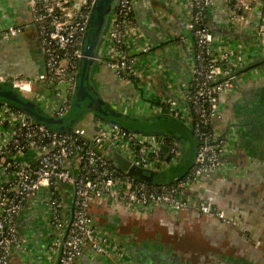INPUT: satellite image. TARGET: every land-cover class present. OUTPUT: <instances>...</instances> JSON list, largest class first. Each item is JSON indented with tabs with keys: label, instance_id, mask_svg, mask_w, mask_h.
Returning a JSON list of instances; mask_svg holds the SVG:
<instances>
[{
	"label": "built area",
	"instance_id": "2783aa9c",
	"mask_svg": "<svg viewBox=\"0 0 264 264\" xmlns=\"http://www.w3.org/2000/svg\"><path fill=\"white\" fill-rule=\"evenodd\" d=\"M97 1L27 0L44 68L33 78L0 76V88L33 102L47 118L68 116L78 91L86 57L84 41ZM220 1L188 0L191 17L187 30L194 38L189 85L175 97L156 102L154 113L143 114L144 118L178 117L190 127L197 141L195 159L177 182L138 180L114 166L109 157L110 148L116 147L133 166L160 174L177 166L183 157V149L174 138L112 125L100 118L93 119L91 133L82 127L57 131L35 121L21 108L0 101V264H11L18 254H30L26 236L19 229L20 216L27 210L42 212V224L51 236L48 256L52 262L47 264H79L87 251L116 264L125 260L126 247L93 216V208L107 203L135 213L164 211L176 217L197 210L210 221L238 228L212 198L202 202L196 193L199 185L230 171L237 150L234 126L222 122L226 100L242 82L239 69L244 59L237 52L240 49L216 47L218 40L204 15ZM224 1L230 22L253 32L257 43L264 45V0ZM135 5L136 0L118 1L104 54H99L98 60L127 90L136 92L147 85L140 90L149 91L150 82L138 55L150 49L134 51L129 42L136 28ZM252 12L253 27L246 22ZM2 13L0 8V39L19 37L22 28ZM46 101L52 103L48 108L43 107ZM163 147L166 152H162Z\"/></svg>",
	"mask_w": 264,
	"mask_h": 264
},
{
	"label": "crops",
	"instance_id": "0c3cea01",
	"mask_svg": "<svg viewBox=\"0 0 264 264\" xmlns=\"http://www.w3.org/2000/svg\"><path fill=\"white\" fill-rule=\"evenodd\" d=\"M26 2L0 0L1 16H9L22 28L21 37L5 39L9 46L14 43L22 51H13L7 47L8 43H0V52L3 49L2 53L8 55V59H16L14 63L0 62V76L6 78L18 75L33 78L44 68L38 33L31 25ZM207 12L206 22L218 40L216 47L223 46L228 51L240 49L237 52L244 61L239 69L242 82L227 98L223 112L222 123L236 125L237 150L232 166L229 172L196 187V193L202 202L212 198L227 218L237 222L238 228L226 226L219 220L210 221L197 210L176 217L164 211L135 213L107 203L101 208H93V216L100 227L115 234L126 247L125 260L119 264H125L126 260V264H264V138L259 144L255 127L258 119L262 121L264 117L256 114L257 118L253 120L254 112L264 102V72H256L264 71V66L248 70L249 66L264 59V45L257 43L253 32L230 22L224 0ZM190 17L188 0H136V28L129 42L134 51L141 47L150 49L149 53L140 54L138 58L151 87L149 91L140 90L147 85L140 86L136 92L129 91L111 70L100 63L91 77L101 99L111 110L122 114L128 112L126 105L137 110L136 100L144 105L154 96L152 104L158 103L163 98L175 97L189 85L194 60V38L187 30ZM248 17L246 22L253 27V12ZM104 47L100 50L102 55ZM143 114L130 112L127 117L136 125L154 119L144 118ZM139 125L131 127L152 132ZM168 136L179 143L183 156L186 151L193 150L191 168L196 153L191 137L187 132L178 138ZM41 214L39 210H27L20 216L19 229L26 236L30 254L14 256L11 264L52 262L51 255L48 256L52 239L42 224ZM34 251L39 255L34 256ZM79 264L116 263L87 251Z\"/></svg>",
	"mask_w": 264,
	"mask_h": 264
},
{
	"label": "water",
	"instance_id": "95a60500",
	"mask_svg": "<svg viewBox=\"0 0 264 264\" xmlns=\"http://www.w3.org/2000/svg\"><path fill=\"white\" fill-rule=\"evenodd\" d=\"M119 0H98L97 5L94 9L93 20L88 28L87 35L85 37V55L82 63V72L80 77V83L77 94L73 102L72 112L64 119L56 120L47 118L38 113V107L31 101L20 97L16 92L9 89H0V98L10 101L12 104L24 110L29 114L35 121L50 125L55 128L66 126L67 123L72 119L77 112V109L81 106L82 102L87 101V110H91L98 115H94V118L105 119L112 125H126V119H129L126 115L117 113L111 110L107 104L101 99L100 95L93 91L89 87L90 77L96 73V68L100 65L98 60L100 50L105 43L107 28L112 20L114 13L117 12L116 6ZM211 29V28H210ZM213 32V29H212ZM91 75V76H90ZM160 117H154L158 119ZM153 119V118H152ZM151 120V119H149ZM135 127L140 125L133 124ZM165 147L162 148V152H166ZM109 157L114 166L120 169L122 172L129 173L132 177L153 183L155 174L133 166L116 147H111Z\"/></svg>",
	"mask_w": 264,
	"mask_h": 264
},
{
	"label": "rangeland",
	"instance_id": "374dc122",
	"mask_svg": "<svg viewBox=\"0 0 264 264\" xmlns=\"http://www.w3.org/2000/svg\"><path fill=\"white\" fill-rule=\"evenodd\" d=\"M36 30V29H35ZM37 31V30H36ZM22 34L19 36L21 37ZM2 42L3 43H8V42H5V40H0V43ZM4 45V44H3ZM2 45V47H3ZM1 47V45H0ZM7 47L10 49L11 46H9V43L7 45ZM13 51H17V52H20L22 51V48L20 46H15V44L13 43L12 47ZM2 51L4 52V50L2 49L1 52H0V62H5L7 60V63H9V61H11V63L15 62V60H11V59H8V55L5 56L4 54L5 53H2ZM4 57V58H3ZM152 99H154V96H151V101L149 102H146L144 105H142L140 103V100H136L135 103L137 104V110L136 109H132L131 106L129 105H126L125 108L126 110H128V112H134L136 113V111H139L140 112H143L145 114L147 113H154L156 111L155 109V103L152 104ZM52 103H49V102H45L43 107L44 108H48V106H50ZM151 104V105H150ZM150 107V108H149ZM150 109V110H149ZM152 109L155 111L153 112ZM87 115V114H85ZM80 115V112L78 113V116L76 117V119H73L71 122H70V125L73 124V127H82V128H85L89 131H91V125L93 124V119H94V115L91 114V115ZM103 122H106L105 119H101ZM142 122V123H141ZM126 125L125 126H128V127H131L133 125V120L131 119H126ZM138 123V122H137ZM139 124H141L142 126L144 127H148L150 129V131H152L153 133H158V134H165V135H175V137H180L181 134H183L184 132H187L188 135L191 137V139L193 140L194 142V149L196 150L197 148V141L195 139V137L193 136V133L190 129V127L183 121L181 120L180 118L178 117H168V118H164V119H153V120H145V121H140ZM193 149V148H192ZM194 150V151H195ZM190 153L192 154V151L193 150H189ZM162 174H167V172H162ZM159 176V175H158ZM179 179V178H178ZM175 180V179H173ZM171 180V181H173ZM170 181V178H167L166 180H164L162 183H169ZM170 181V182H171ZM34 256H38L39 253L37 251H34ZM127 263V260L125 262V264Z\"/></svg>",
	"mask_w": 264,
	"mask_h": 264
},
{
	"label": "trees",
	"instance_id": "16d2710c",
	"mask_svg": "<svg viewBox=\"0 0 264 264\" xmlns=\"http://www.w3.org/2000/svg\"><path fill=\"white\" fill-rule=\"evenodd\" d=\"M117 5H118V3H117ZM116 9H117V6H116ZM207 13H208V12H205V13H204L205 17H207ZM206 24H207V22H206ZM207 25H208V24H207ZM262 66H264V59L258 61V62L255 63V64H252L251 66H249L248 70H249V69H250V70H253V69H255V68H259V67H262ZM81 72H82V68H81V70H80V77H81ZM4 88H5V87H4ZM4 88H0V89H4ZM6 89H8V88H6ZM0 101H2V102H6V103H8V104H11V105L15 106V105L12 104L10 101H7V100L1 99V98H0ZM16 107H17V106H16ZM72 108H73V106H72ZM37 111H38V113L41 114L42 116H45V115L41 112V110L38 109ZM71 112H72V109H71L70 113H71ZM87 112H92L93 115H98V116H100L99 114H96V113H94L93 111H91V110H87V109H86L84 112H83V111L80 112V115H85V114H87ZM70 113H69V114H70ZM78 113H79V112L77 111V112L75 113L74 117H73L72 119H70V121L67 123L66 126H62V127H59V128H55V127H52V126H50V125H46V126L49 127L50 129H53V130L62 131V132H68L69 129H72V128H73V124L70 125V122H71L73 119H76V117L78 116ZM66 117H67V116H66ZM66 117H64V118H66ZM78 117H79V116H78ZM64 118H63V119H64ZM56 120H60V119H56ZM135 123H136V122H135ZM138 125H139V124H138ZM123 126H124V125H123ZM149 130H150V129H149ZM163 135H165V134H163ZM165 136H168V135H165ZM168 138H172V137L168 136ZM191 163H192V162H191V153H190V151L188 150V151H186V152L184 153V156L182 157L181 161L179 162V164H178L177 166L172 167V168H170L168 171H166L167 174H162V173H160V174H156L153 183H155V184L162 183V182H163L164 180H166L167 178H170V181L173 180V179H175V180H173V181H171V182H177V181H178V178H182V177L188 172ZM158 175H159V176H158ZM170 181H169V183H171Z\"/></svg>",
	"mask_w": 264,
	"mask_h": 264
},
{
	"label": "flooded vegetation",
	"instance_id": "af4514ba",
	"mask_svg": "<svg viewBox=\"0 0 264 264\" xmlns=\"http://www.w3.org/2000/svg\"><path fill=\"white\" fill-rule=\"evenodd\" d=\"M109 28V27H108ZM108 28H107V32H108ZM91 76V75H90ZM89 87L93 90L97 92V88H96V84L95 81L92 77H90V83H89ZM98 93V92H97ZM99 94V93H98ZM261 103V102H259ZM73 109V108H72ZM87 109V101L86 102H82L81 106L77 109L78 112H84ZM258 112V113H256ZM256 112H254L255 115H253V120H256V114H259L261 116L264 117V102L260 104V107L257 108ZM92 112H87V115H91ZM85 115V116H87ZM254 123V122H253ZM256 127V132H257V137L259 138L258 143L261 144V138H264V119L261 118L260 120L258 119V122H256L255 124ZM234 128H236V125H234ZM236 130V129H235ZM237 134V132H236ZM264 153V152H263ZM110 231V230H109ZM110 234H113L112 232H108ZM115 236V234H113ZM117 237V236H116ZM231 263V262H230ZM232 264V263H231ZM234 264V263H233Z\"/></svg>",
	"mask_w": 264,
	"mask_h": 264
}]
</instances>
